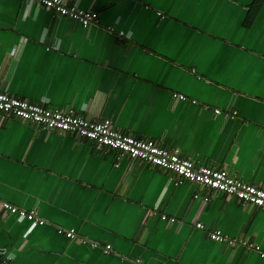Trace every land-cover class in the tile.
I'll use <instances>...</instances> for the list:
<instances>
[{"label":"crops","instance_id":"obj_1","mask_svg":"<svg viewBox=\"0 0 264 264\" xmlns=\"http://www.w3.org/2000/svg\"><path fill=\"white\" fill-rule=\"evenodd\" d=\"M66 1L98 12L99 23L0 0V91L111 118L124 133L264 188V0ZM117 157L73 133L0 121V201L46 222L0 208V253L13 264H264L242 243L264 252V209ZM70 229L79 238L60 232ZM217 229L226 240L210 238Z\"/></svg>","mask_w":264,"mask_h":264},{"label":"built area","instance_id":"obj_2","mask_svg":"<svg viewBox=\"0 0 264 264\" xmlns=\"http://www.w3.org/2000/svg\"><path fill=\"white\" fill-rule=\"evenodd\" d=\"M37 2L45 8L57 14L78 21L83 27L88 28L99 23V13L94 10L83 9L77 5L70 4L66 0H30ZM109 31H116L114 26H108ZM124 35V31H119ZM49 49V48H47ZM180 99H186L184 94H176ZM217 114H221V109H216ZM237 112L235 111L234 114ZM7 116H16L24 120H29L48 130L69 132L84 139L93 141L98 147H109L118 153L117 160L127 156L131 159H141L155 166L164 167L172 170L181 179L190 180L201 184L212 190L225 192L228 196L234 197L244 206H254L264 209V188L245 182L230 173L227 169H216L210 166L198 165L193 159L182 156L179 151L171 150L159 146L152 139L139 138L127 134L117 129L111 118L101 120H90L76 114L72 109L60 110L48 108L44 104L31 102L28 99L0 91V121ZM117 161L116 165L119 164ZM200 195L196 194L195 198ZM206 202L209 197L203 198ZM0 208L11 214H17L26 218L30 222L43 225L45 220L39 218L34 211H27L8 202L0 201ZM164 220L176 221L175 218H168L162 215ZM196 227L204 229L202 222H196ZM71 239L79 238L74 229L60 230ZM212 240H226L222 231L212 230L209 232ZM83 240V239H81ZM234 243V240H231ZM243 245L249 250L256 251L264 256L261 246L250 240H243ZM98 246V243H93ZM105 253H110L112 245L107 244L103 247ZM14 257L11 254L3 255L0 253V264H13ZM137 264H147L137 260ZM157 264V263H150Z\"/></svg>","mask_w":264,"mask_h":264}]
</instances>
